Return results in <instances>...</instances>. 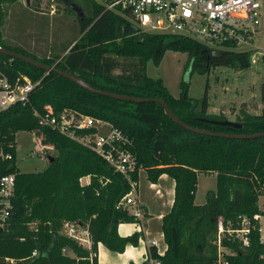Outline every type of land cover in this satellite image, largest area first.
Listing matches in <instances>:
<instances>
[{
    "label": "trees",
    "instance_id": "16d2710c",
    "mask_svg": "<svg viewBox=\"0 0 264 264\" xmlns=\"http://www.w3.org/2000/svg\"><path fill=\"white\" fill-rule=\"evenodd\" d=\"M17 1L0 0L1 47L47 65L55 64L102 90L163 98L176 116L194 127L242 134L264 131V81L260 89L261 112L252 114L241 109L235 120L240 128L221 125L219 122L226 117L208 112L207 85L199 99L187 94L186 79L192 72L208 74L212 66L247 69L251 65L250 50L214 52L213 47L190 37L141 33L130 21L113 11H104L93 0H67L84 7L80 20L86 31L63 56L40 60L2 39L4 5ZM32 1L38 7L42 0ZM65 8L73 12L68 5ZM167 50L188 56L184 68L187 76L180 82L178 97L169 92L161 78L149 77L146 72L147 61L159 64ZM0 68L10 76L24 73L33 80L43 77L30 97L32 106L41 109L50 104L56 111L67 107L109 121L131 139V150L148 181L157 183L162 174L174 180L171 208L161 218L167 246L164 255L158 256L161 264H214L218 219L235 226L240 216L264 210V204L259 205V198L264 197V136L231 139L199 134L176 124L159 103L99 95L55 72L2 53ZM20 131L41 136L42 143L51 146L55 154L47 155V165L41 171L16 173L14 213L0 228V257L24 259L26 264H98L99 243L118 253L129 244L138 245L141 232L128 236L118 233L120 223H139L121 203L130 191L122 174L78 141L41 127L30 106L17 104L0 114V142H13ZM16 167L14 158L4 172H15ZM198 173L216 177V188L207 192L201 205L195 204ZM138 174L137 170L132 173L136 181ZM84 176H89V182L82 184ZM66 220L87 228L90 249L60 233ZM223 244L234 252L229 257L231 264H264V244L259 243L255 233L248 247L225 239ZM151 252L157 257L154 247ZM91 253L95 255L90 257Z\"/></svg>",
    "mask_w": 264,
    "mask_h": 264
},
{
    "label": "built area",
    "instance_id": "2783aa9c",
    "mask_svg": "<svg viewBox=\"0 0 264 264\" xmlns=\"http://www.w3.org/2000/svg\"><path fill=\"white\" fill-rule=\"evenodd\" d=\"M54 1V0H52ZM104 11H113L130 21L141 33L174 34L190 37L218 49L247 51L258 34V28L264 19V0H93ZM252 47L256 48L255 45ZM43 77L33 80L24 73L9 75L0 68V114L8 108L20 104L30 106L33 115L43 128L57 131L64 136L78 141L99 155L114 171L122 174L128 181L130 191L122 199L131 215L141 224L144 211L135 198L137 181L132 173L141 168L137 157L131 150L132 141L120 129L109 121L85 114L70 108L54 110L50 104L37 109L31 104L30 97L41 84ZM31 132L34 136V132ZM37 153L44 154L48 148L41 141ZM15 141L0 142V228H4L14 213L16 173L4 172L10 162L16 158ZM139 242L145 245L142 264H161L158 256H163L167 248L163 234V247L159 239L145 235L140 226ZM60 233L77 241L78 244L91 248V239L85 226L77 221H63ZM257 235L260 244H264V210L252 216H240L236 225L218 219L217 232L213 244L216 245L214 264H231L229 257L234 252L223 244V240H233L240 247L250 245L251 235ZM82 235H85L83 237ZM155 248L157 257L151 252ZM66 252V249H63ZM35 251L32 255H35ZM95 254L91 253L90 257ZM24 259L0 257V264H19Z\"/></svg>",
    "mask_w": 264,
    "mask_h": 264
},
{
    "label": "rangeland",
    "instance_id": "374dc122",
    "mask_svg": "<svg viewBox=\"0 0 264 264\" xmlns=\"http://www.w3.org/2000/svg\"><path fill=\"white\" fill-rule=\"evenodd\" d=\"M80 2V1H79ZM78 3V2H77ZM66 3L42 0L35 7L32 0L26 4L25 0L4 5L5 15L1 28V36L5 43L19 46L25 51L42 60L48 57L63 56L65 50L72 46L86 30L83 29L78 11L71 8L68 11ZM77 5V4H76ZM82 8H81V7ZM80 11L85 14L84 7L78 4ZM83 9V10H82ZM258 34L248 49L251 51V65L247 69L236 70L225 66H212L208 74L197 71L187 76L184 68L188 62L186 53L165 51L159 64L149 59L146 72L149 77L161 78L169 92L178 97L181 92L180 82L188 79V96L199 99L204 95L207 85L209 100L208 112L214 115L222 114L227 120L235 121L240 110L252 114L261 112L260 101L261 83L264 81V19L258 28ZM255 45L256 48L252 47ZM115 72H119L118 69ZM16 164L21 172H36L43 170L47 165V155H54L51 146L43 148L44 154L37 153L38 143L35 136L29 131H20L15 135ZM172 178L167 176L159 180L158 188L150 187L146 172L142 169L138 174L137 195L147 207L148 229L160 239L161 221L157 218L159 212H168L171 199ZM216 188L215 174L198 173V183L195 193V204L201 205L206 201V194ZM139 201V202H140ZM138 202L139 205H141ZM264 204V197L259 198V205ZM143 205H141L142 207ZM146 215L142 217L147 220ZM85 237V235H82ZM153 237V238H157ZM162 245V242H160ZM130 248L126 249L125 257ZM124 257V256H123ZM124 264L125 259L121 258ZM129 261V260H128Z\"/></svg>",
    "mask_w": 264,
    "mask_h": 264
},
{
    "label": "water",
    "instance_id": "95a60500",
    "mask_svg": "<svg viewBox=\"0 0 264 264\" xmlns=\"http://www.w3.org/2000/svg\"><path fill=\"white\" fill-rule=\"evenodd\" d=\"M63 1L69 7L75 9L76 11L79 12L80 15L82 14V16H83V13L80 11V7H78V5H76L73 2H69L67 0H63ZM25 2H26V4H29L30 0H25ZM0 53L4 54L6 56L12 57V58H17V59L24 61V62H26L32 66H35L37 68L44 69L46 72H55V73L65 77V78L71 80L72 82L78 84L82 88H84L90 92L99 94V95L107 96V97L117 99V100L131 101V102H136V103H143V102L159 103L163 106V110H164L165 114L171 120H173L176 124L182 126L183 128H185L187 130H190V131H193V132H196L199 134H205V135L216 136V137H225V138H231V139H250V138H257V137H263L264 136V131L258 132V133H252V134H242V133H232V132L210 131L207 129L194 127V126L189 125L186 122L182 121L178 116H176L170 110L166 101L163 98H160V97H139V96L124 95V94H120V93H116V92H112V91L102 90V89H99L97 87L92 86L90 83H88L87 81H85L81 77L56 67L55 64L47 65L43 62H40L38 60H35V59L29 57L23 53L13 51V50H9V49L3 48L1 46H0ZM219 123L221 125L229 126V127H233V128H240L241 127V124H239L235 121L227 120V119L222 120ZM19 264H23V263L20 262Z\"/></svg>",
    "mask_w": 264,
    "mask_h": 264
},
{
    "label": "crops",
    "instance_id": "0c3cea01",
    "mask_svg": "<svg viewBox=\"0 0 264 264\" xmlns=\"http://www.w3.org/2000/svg\"><path fill=\"white\" fill-rule=\"evenodd\" d=\"M167 176L168 175H166V174H162L158 178L157 183H151L149 181L150 187L155 188L156 193L160 194L161 192H160V189L158 188L157 185H159V180H161L162 178H166ZM80 182L82 184L88 183L89 182V176L82 177L80 179ZM137 189H136V191H137ZM170 189H171L172 197L169 200L170 202H169V204H167V206L171 208V205L173 202V196H174V180H172V182H171V188ZM135 198H136L137 202L140 201L136 192H135ZM139 203L140 204L142 203L141 205H143L142 209L144 211V215H146V217L148 215H151L149 210H148V207L141 201ZM165 213H167V212H159L157 214V218L161 221V218ZM148 219H149V217H147L146 221L142 220L141 224H140V222L139 223H120L118 225V233L121 236H128V235H130L136 231L139 232V229H141L140 226H142L146 230V233H145L146 236H148L150 238L157 237V235L151 233L150 230L148 229ZM156 239H158V237ZM159 241L162 242V232H161ZM160 246L163 247V242H162V245L160 244ZM129 248L131 251L129 252V255L125 257V255H124L125 251H126V249H129ZM145 250H146L145 245L141 242H139L137 246H133L130 244L127 245L124 252H122V253L112 252V251L108 250L104 245L99 243L98 244V253H97L98 264H121L122 263L121 258L125 259L124 264H130V263L131 264H142V259H143V255L145 253Z\"/></svg>",
    "mask_w": 264,
    "mask_h": 264
}]
</instances>
